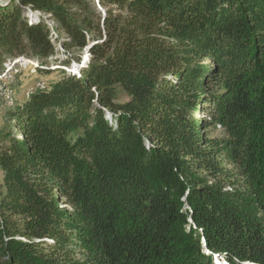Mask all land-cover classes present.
Listing matches in <instances>:
<instances>
[{
	"label": "trees",
	"instance_id": "trees-1",
	"mask_svg": "<svg viewBox=\"0 0 264 264\" xmlns=\"http://www.w3.org/2000/svg\"><path fill=\"white\" fill-rule=\"evenodd\" d=\"M97 5L0 8V70L88 54L6 114L0 264H264V0Z\"/></svg>",
	"mask_w": 264,
	"mask_h": 264
},
{
	"label": "rangeland",
	"instance_id": "rangeland-1",
	"mask_svg": "<svg viewBox=\"0 0 264 264\" xmlns=\"http://www.w3.org/2000/svg\"><path fill=\"white\" fill-rule=\"evenodd\" d=\"M93 1L94 6L98 7L97 2L95 0ZM48 24L50 25V27L53 26L52 22H48ZM52 41L55 45H57L55 40L52 39ZM59 47H57L58 52L49 59V62L51 64L49 70L51 71L48 73L39 72L33 67H29L28 69L18 68L22 64V61L19 62V64H12L11 66H9L7 73H4V68L6 67V64H4L3 69L0 70V75L2 74L0 80V129L8 124V122L6 121L7 112L9 110H14V108L24 100H26L28 95L35 91V89H40L37 88L38 84L48 85L62 79L66 74L73 76L79 73L80 70L75 69V67L73 66L76 62L74 58L70 59L69 57H65L60 52ZM83 54V60L80 64H78V66H82V68L86 64V61L88 59V54L85 51ZM66 60L69 61V66L64 64V61ZM28 66L30 65H26V62H24V67ZM71 67L74 68L71 69ZM118 100H125V96L123 93L120 92ZM215 134L222 135V132L219 131Z\"/></svg>",
	"mask_w": 264,
	"mask_h": 264
},
{
	"label": "water",
	"instance_id": "water-1",
	"mask_svg": "<svg viewBox=\"0 0 264 264\" xmlns=\"http://www.w3.org/2000/svg\"><path fill=\"white\" fill-rule=\"evenodd\" d=\"M11 1H12V0H0V8H1V7H4V6H7ZM97 3H99V0H98ZM34 15L37 16V17L40 16L39 13H35ZM87 48H88V47H87ZM74 67H75V69H78V70H80V69L82 68V66L80 67V66H78V65H75Z\"/></svg>",
	"mask_w": 264,
	"mask_h": 264
},
{
	"label": "bare ground",
	"instance_id": "bare-ground-1",
	"mask_svg": "<svg viewBox=\"0 0 264 264\" xmlns=\"http://www.w3.org/2000/svg\"><path fill=\"white\" fill-rule=\"evenodd\" d=\"M24 62H26V65H27V64L32 65L30 61H24ZM14 64H15V63H14ZM4 73H7V71L4 72ZM4 73H3V74H4ZM0 80H1V76H0ZM0 83H1V81H0ZM37 88L44 89V85H43V84H38V85H37Z\"/></svg>",
	"mask_w": 264,
	"mask_h": 264
},
{
	"label": "built area",
	"instance_id": "built-area-1",
	"mask_svg": "<svg viewBox=\"0 0 264 264\" xmlns=\"http://www.w3.org/2000/svg\"><path fill=\"white\" fill-rule=\"evenodd\" d=\"M18 68L28 69L29 67H24V61H22V64H21L20 67H18Z\"/></svg>",
	"mask_w": 264,
	"mask_h": 264
}]
</instances>
